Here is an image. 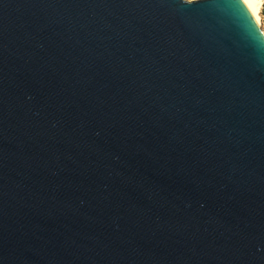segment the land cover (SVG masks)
<instances>
[{
	"label": "water",
	"instance_id": "95a60500",
	"mask_svg": "<svg viewBox=\"0 0 264 264\" xmlns=\"http://www.w3.org/2000/svg\"><path fill=\"white\" fill-rule=\"evenodd\" d=\"M237 0H0V264H264V35Z\"/></svg>",
	"mask_w": 264,
	"mask_h": 264
},
{
	"label": "bare ground",
	"instance_id": "6f19581e",
	"mask_svg": "<svg viewBox=\"0 0 264 264\" xmlns=\"http://www.w3.org/2000/svg\"><path fill=\"white\" fill-rule=\"evenodd\" d=\"M244 5L246 6L249 13L254 18L255 23L260 26V18H259V11L261 8L262 1L261 0H242ZM264 35V33H263Z\"/></svg>",
	"mask_w": 264,
	"mask_h": 264
},
{
	"label": "rangeland",
	"instance_id": "374dc122",
	"mask_svg": "<svg viewBox=\"0 0 264 264\" xmlns=\"http://www.w3.org/2000/svg\"><path fill=\"white\" fill-rule=\"evenodd\" d=\"M185 1L192 2V1H196V0H185ZM260 11H261V8H260ZM260 11H259V18H260L261 25L259 27H260L261 31L264 33V20H263V18L260 15Z\"/></svg>",
	"mask_w": 264,
	"mask_h": 264
},
{
	"label": "snow or ice",
	"instance_id": "6c2138e0",
	"mask_svg": "<svg viewBox=\"0 0 264 264\" xmlns=\"http://www.w3.org/2000/svg\"><path fill=\"white\" fill-rule=\"evenodd\" d=\"M237 7L239 8L240 13L242 15H245L246 16V13L243 10V6L242 5H239V0H237Z\"/></svg>",
	"mask_w": 264,
	"mask_h": 264
},
{
	"label": "trees",
	"instance_id": "16d2710c",
	"mask_svg": "<svg viewBox=\"0 0 264 264\" xmlns=\"http://www.w3.org/2000/svg\"><path fill=\"white\" fill-rule=\"evenodd\" d=\"M261 1H262V5H261L260 15H261V17H262L263 20H264V0H261Z\"/></svg>",
	"mask_w": 264,
	"mask_h": 264
}]
</instances>
